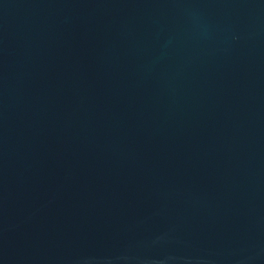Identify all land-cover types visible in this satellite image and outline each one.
Listing matches in <instances>:
<instances>
[{
  "label": "water",
  "instance_id": "95a60500",
  "mask_svg": "<svg viewBox=\"0 0 264 264\" xmlns=\"http://www.w3.org/2000/svg\"><path fill=\"white\" fill-rule=\"evenodd\" d=\"M0 264H264V0H0Z\"/></svg>",
  "mask_w": 264,
  "mask_h": 264
}]
</instances>
